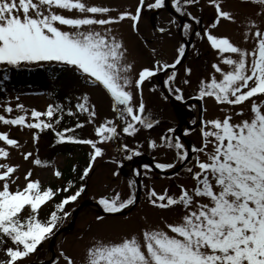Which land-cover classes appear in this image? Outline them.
Wrapping results in <instances>:
<instances>
[{"label":"snow or ice","instance_id":"snow-or-ice-1","mask_svg":"<svg viewBox=\"0 0 264 264\" xmlns=\"http://www.w3.org/2000/svg\"><path fill=\"white\" fill-rule=\"evenodd\" d=\"M198 2L173 0V7L178 13L191 16L185 5H196ZM207 2L214 6L216 13L211 28L217 26L220 18L235 21L230 12L222 9L219 0ZM250 2L258 5L257 14L264 16V0ZM164 4L165 0H154L153 3L139 0L135 13L125 11L118 16H110L107 15L110 12L108 7L89 4L86 0H0V65L20 67L39 62H58L74 66L110 94L112 107L123 122L124 133L134 134L138 130L137 125L151 129L153 121L144 115L141 86L162 69H175L181 63L185 47L182 44L178 48V56L172 64L161 65L157 61L154 68L144 67L133 79L130 76L132 65L124 63L123 43L117 40L108 26L127 17L136 28L144 7L159 9ZM66 11H75L78 15H66ZM191 18L200 22L194 16ZM97 26L103 30H97ZM190 27L189 24L183 25L185 35ZM205 33L211 47L221 54L228 70L213 64L221 78L213 75L210 82L202 80L199 98L213 97L218 104L228 106H239L247 101L250 103V117L233 122L231 109H221L225 112L223 118L202 121L201 145L192 147V152L197 154L194 163L185 165L195 182L194 186L189 189L180 185L179 194H169L167 190L163 194L149 191V201L153 205L183 208L178 221L165 222L163 228H146L139 235L125 236L118 241H95L86 249L82 264H264V29L255 20H248L244 38L254 40L255 46L251 50L234 44L227 37H217L208 29ZM224 53L232 55L224 56ZM175 76L173 71L166 83L173 81ZM133 84L141 95L137 105L133 104ZM170 90L176 93L177 100L184 98L181 88ZM253 98H258L259 102ZM79 99L81 102L75 105L76 109L95 117V108L89 105L88 95ZM15 107L24 114L14 118L0 115V122L55 131L51 119L57 111L63 112L62 106L51 104L45 112L32 109L30 116L33 121L26 123L28 112L24 105L18 103ZM5 111L12 113V106H5ZM68 113L74 114L71 108ZM236 114L243 115V108ZM41 117H47L49 121ZM76 127H82V124ZM72 131L65 128L63 132H56V136L60 141L88 144L94 149L80 177L83 180L88 176L92 162L103 154V150L91 139L65 136V132ZM173 131L168 129L169 133ZM95 132L101 142L110 140L117 135V124L106 120L95 128ZM33 138L38 139V136ZM161 140L167 148L175 149L176 162L183 164L188 160L189 151L179 138L173 140L162 136ZM0 141L19 147L18 141L10 138L7 132H0ZM123 147L134 155H140L127 145ZM150 147L156 148L157 142L150 141ZM9 155L7 148L0 147V158L7 160ZM30 156L31 152L24 154L26 160ZM131 158L127 156V159ZM42 163L38 158L34 160L36 165ZM175 166L172 162L155 164V168L161 170ZM144 167L149 168L148 165ZM18 168L19 165L0 162V251L6 256V259H0V264H22L25 258L36 252L37 247L53 235V230L62 219L60 214L68 215L65 206L76 201L85 190L81 185L64 196L55 203V210L48 218L42 220L39 217L41 207L58 192H68L73 182L69 181V187L64 188L44 187L39 179H29L32 176L29 170L24 177V186L17 185L12 190L11 186L19 179L15 175ZM140 174L135 172L136 176ZM54 175L60 177L62 173L56 170ZM135 184V180L129 181L130 187ZM99 203L105 211L116 213L134 204L135 194L122 199L116 192L102 196ZM61 256L66 264H76L64 253Z\"/></svg>","mask_w":264,"mask_h":264},{"label":"rangeland","instance_id":"rangeland-1","mask_svg":"<svg viewBox=\"0 0 264 264\" xmlns=\"http://www.w3.org/2000/svg\"><path fill=\"white\" fill-rule=\"evenodd\" d=\"M86 2L108 7L110 12L107 15L118 16L121 12L125 11L135 13L139 0H86ZM153 2L154 0L146 1V3ZM219 2L223 10L230 12L235 17V21L220 18L217 26L211 28V24L215 23L216 19L214 6L209 4L207 0L200 1L197 6H200L201 12L194 10L189 12L194 14L198 19L202 17L204 24L199 26V30L192 22L189 24L191 27L187 35L194 42V49H200L201 52L198 53L200 57L194 51L192 54H189L184 65L180 66L176 71L174 80L166 83L169 90L175 87L181 88L184 98L180 101L189 100L190 105L186 108L181 107V109H178L170 99L163 96L157 87L155 78L164 69L143 82L141 88L142 99L145 104L144 115L152 119L153 127L151 129L137 125L138 130L134 134L129 135L124 133L122 131L123 122L112 107L113 101L110 94L107 93L102 85L94 83L92 79L87 78L86 74L77 71L74 66L64 63H33L37 66L69 67L73 69L71 70L73 73L74 71L76 72L77 76L75 75L71 80L65 79L62 84H54L51 87L50 91L53 92L52 96H50L51 98H48L47 94L36 85L14 88L6 83L0 88V115H5L6 118L23 115L24 113L15 107L18 103L23 104L28 112L26 116L27 123L33 121V118L30 116L32 109L45 112L50 104H53V106L60 105L63 107V112L61 113L63 114L61 116L63 122L75 120L77 124H82V127L75 126L74 131L77 132L79 130L81 139H91L103 150V154L96 158L89 171L86 182L87 191L81 194L75 205L65 209L68 212L67 216H63L61 213L62 219L53 230V235L43 241L37 247L36 252L25 258L22 264H29L35 261H51L53 259L54 262L51 264H66L61 253L73 258L76 264H82L86 249L95 241H118L125 236L139 235L146 228H163L165 222L171 223L179 220L183 214L181 206L160 208L150 203L148 193L150 190H155L158 194H163L167 190L169 194H179L180 185L190 189L194 186L195 182L187 171L180 173L178 177L174 178H158L155 175L151 179H144L141 201L131 213L125 216H104L94 205H88L78 213L74 220V227L65 229V226L71 223L76 208L86 201L99 203V199L102 196H110L116 192L120 193L122 199L128 198L133 193L135 194V200L137 199L138 176L135 175V172L137 171L138 164L136 160L141 157L140 155H134L126 151L123 145L139 151L142 155L150 156L154 161L157 160L158 163H175L176 166L173 168L175 169L180 165V163L176 162L175 149L167 148L162 142L161 137L172 136L173 140L179 138L187 148L185 139L176 130L178 123L181 121V127L186 125L185 128H188L185 129L186 134L193 145L200 146L202 142L200 131L202 124L192 129L190 133L191 129H189V126L198 124L200 121L202 103V121L223 118L225 112L221 109H231L233 122H239L250 117V103L247 101L239 106H228L218 104L213 97L199 98V85L202 80L210 82L213 75L217 79L221 78V74L215 72V69L212 67L213 64H218L222 69L228 70V66L221 59V54L217 49H213L207 40L205 29H208V31L217 37H227L234 44L249 50L255 44L251 37L247 40L244 38L248 20H255L261 29H264V16L257 14L259 6L252 4L250 0H219ZM155 11V9L144 7L136 28H133V21L127 17L119 23L108 26L112 29V34L115 35L117 40L123 43L124 63L132 65L130 76L133 79L136 78V73L144 67L154 68L157 61L161 65L165 63L172 64L178 56V48L182 45L181 35L177 31V23H173L166 11L160 10L156 13ZM64 14L78 15L75 11H66ZM212 14L215 19L211 17ZM160 29H164V31H160ZM65 30L70 29L65 28ZM97 30L102 31L103 29L97 26ZM197 31L201 32L199 36L196 35ZM223 55L228 56L232 54L224 53ZM186 70H190V72ZM169 75L171 73L167 74V81ZM185 80L189 81V83L185 84ZM131 91L134 96L133 104L137 105L141 99L140 92L134 84ZM171 93L176 97L174 91H171ZM85 94L89 97V105L95 108V117H89L88 113H81L75 107L78 102H81L79 98ZM195 98L200 99L201 102ZM253 99L259 102L258 98ZM7 105L12 106V113L5 111V106ZM69 108L74 113L73 115L66 114ZM240 108L244 110L243 115L236 114ZM106 120H112L117 124V135L110 140L101 142L95 132V128ZM169 128H172L174 131L169 133ZM35 130V128L30 129L20 125H5L3 122H0V132H7L10 138L16 139L19 143V147H13L0 141V147L7 148L10 154L7 160L0 158V162L19 165L15 174L19 179L11 186L12 190H15L17 185L21 188L24 186V177L29 170L32 172V176L29 179H39L42 186L53 187L60 182L59 177H56L54 172L59 169L64 170L70 164V159L63 154L58 155L55 159V164L50 166L42 167L34 164L35 159H39L42 155H45L44 153L48 154L50 151L49 147L43 148L42 151L37 148L38 146H44L40 143L41 140L33 138ZM152 140L157 142L156 148L150 147V141ZM83 149L86 154H91L94 151L92 146L88 144H85ZM27 152H31L32 156L26 160L24 154ZM79 155H81V152L76 153V157ZM129 155H133L130 163L128 165L124 164L122 170H120L118 166L119 161L126 160ZM196 155H193L194 159L192 158L188 166L194 163ZM203 158V154H201V159ZM114 173L119 174L116 175ZM152 176H154V173ZM130 180L136 181L135 186H129ZM52 206L51 200L41 208L47 210L48 208H52ZM102 209L105 211L103 206ZM63 228L65 230L61 231ZM51 245H53V249H51ZM0 259H6L3 251H0Z\"/></svg>","mask_w":264,"mask_h":264},{"label":"trees","instance_id":"trees-1","mask_svg":"<svg viewBox=\"0 0 264 264\" xmlns=\"http://www.w3.org/2000/svg\"><path fill=\"white\" fill-rule=\"evenodd\" d=\"M73 77H75L73 71L64 68H52L50 66L44 65L37 66L35 64H27L20 67L0 65V88L3 87L6 83L14 88L36 85L45 90L49 95H52L53 92L50 91V89L54 84H62L63 80H71ZM61 113L62 112L57 111L56 113H54V117L51 119V123L53 124V128L55 129V131L53 129H44L42 131L39 129L35 130V135L38 136L37 140H41L40 143H42V145L44 146L39 147L37 145V148L40 151H42L45 147H49L50 149L48 154L44 153L45 155H42L39 158L43 162L39 166L46 167L55 164L56 157L60 154H63L70 159V164L64 170L59 169V171L62 173V175L59 177L60 182L54 185L53 188L56 189L69 187L68 182L72 181L73 183L68 192L61 191L57 193V195L52 199V208H48L47 210H43L41 208L39 217L42 220H46L48 218L50 212L55 210V203H58L64 196L71 194V192L75 191L76 188L81 185H83L85 188L88 179V176L83 180L80 179L83 173V169L87 167L90 162V154H86L85 150L83 149L85 147V144L67 140L60 141L56 136V132H63L65 128H71L73 129V131L65 132V136L73 135L77 139H81L79 130L77 132L74 131L77 122L75 120L63 122V120L61 119V116L63 114ZM67 113L68 112H66V114ZM41 119H44L46 122L49 121V118ZM57 120H59L58 123ZM78 152H81V155L76 157V153L78 154ZM124 162H127V159L119 161L118 166H122ZM157 176L161 177L160 175ZM147 178H152V175H149ZM81 194H84V192ZM80 196L76 201L67 204L65 206V209H68V207L75 205Z\"/></svg>","mask_w":264,"mask_h":264},{"label":"flooded vegetation","instance_id":"flooded-vegetation-1","mask_svg":"<svg viewBox=\"0 0 264 264\" xmlns=\"http://www.w3.org/2000/svg\"><path fill=\"white\" fill-rule=\"evenodd\" d=\"M167 1H168V0H165V4H164V6H163L162 8L155 9V10H156L155 13H156L157 11H160V10H164V11H166V12L169 14V16L171 17L172 21H175V22L177 23V28H178V30L180 29L179 21L173 16L172 12H175V13L179 14V15L182 17V19H183V25H184V24H190V23L194 22V23L197 25V29H199V26L204 24L202 17L198 19L200 22L197 23L195 20H193V19L191 18L192 15L195 17L194 14L191 13V14H192L191 16H188V15H186V14L182 15L181 13H178V12L175 10V8H174L173 6L168 5ZM200 1H203V0H199V2H200ZM199 2H198V3H199ZM198 3H197L196 5H185V8L187 9L188 12H189V11H193V10H194V11H199V12H201L200 6H197ZM193 7H194V9H193ZM211 17L214 18L213 14L211 15ZM214 19H215V18H214ZM174 26H175V25H174ZM193 44H194V43H193ZM193 44H192V46H191V48H190L189 54H191V53L194 51V52H196V54L198 55V57H200V55L198 54L199 52H201L200 49H194ZM189 54H188V55H189Z\"/></svg>","mask_w":264,"mask_h":264},{"label":"water","instance_id":"water-1","mask_svg":"<svg viewBox=\"0 0 264 264\" xmlns=\"http://www.w3.org/2000/svg\"><path fill=\"white\" fill-rule=\"evenodd\" d=\"M178 66H179V64L176 65V68H175V69H177ZM175 69L170 68V69H167V71H171V70H175ZM162 88H163V90L166 92V94L169 95V93H167V90L164 88V86H162ZM169 96H170V95H169ZM170 97H171V96H170ZM171 98L174 100L173 97H171ZM176 102H177V101H176ZM177 104H180V103L177 102ZM182 105L185 106V105H187V103H183ZM179 132L181 133V130H179ZM182 135H183V134H182ZM187 141H188V140H187ZM187 143H188V146H189V148H188V151H189V158H188L187 161H185V162L183 163V165H182L179 169H181L182 167H184V166L188 163V161H189V159H190V156H191V149H192V147H191V143H190L189 141H188ZM143 160H145V161H151V160H149L148 157H144ZM145 161H141V162L139 163V166H140L139 172H140V173H141V171H142V169H141V165H142ZM153 167H154V169H155L158 173H161V174L170 175V174H174V173L177 172V170H176V171H172V172H164V171H160L159 169L155 168V165H153ZM179 169H178V170H179ZM139 188H140L139 193L141 194V184H139ZM89 204H90L89 202L83 203V205H81V206L77 209L75 217L77 216V214L79 213V211H80L84 206H87V205H89ZM93 205H95V206L101 208V206H100L98 203H93ZM127 212H128V210H127V209H124V210H122V211H120V212H116V213H105V215H124V214H126ZM75 217H74V218H75ZM72 226H73V222H72V224L69 225V227H72ZM35 264H47V263H35Z\"/></svg>","mask_w":264,"mask_h":264},{"label":"bare ground","instance_id":"bare-ground-1","mask_svg":"<svg viewBox=\"0 0 264 264\" xmlns=\"http://www.w3.org/2000/svg\"><path fill=\"white\" fill-rule=\"evenodd\" d=\"M185 127H186V125H183V127H182V128L184 129Z\"/></svg>","mask_w":264,"mask_h":264}]
</instances>
